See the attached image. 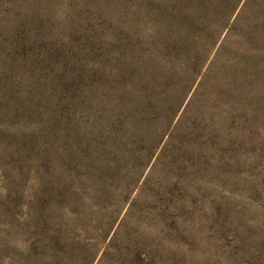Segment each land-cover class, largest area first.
Segmentation results:
<instances>
[{
    "label": "rangeland",
    "instance_id": "374dc122",
    "mask_svg": "<svg viewBox=\"0 0 264 264\" xmlns=\"http://www.w3.org/2000/svg\"><path fill=\"white\" fill-rule=\"evenodd\" d=\"M0 264H264V0H0Z\"/></svg>",
    "mask_w": 264,
    "mask_h": 264
}]
</instances>
